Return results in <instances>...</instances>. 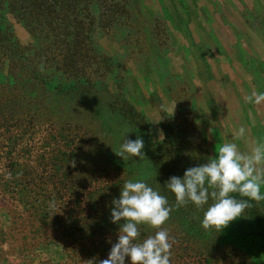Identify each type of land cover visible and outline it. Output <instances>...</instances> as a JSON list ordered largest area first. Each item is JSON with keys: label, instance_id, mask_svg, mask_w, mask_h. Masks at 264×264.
Here are the masks:
<instances>
[{"label": "rangeland", "instance_id": "obj_1", "mask_svg": "<svg viewBox=\"0 0 264 264\" xmlns=\"http://www.w3.org/2000/svg\"><path fill=\"white\" fill-rule=\"evenodd\" d=\"M1 1L20 11L18 18L8 13L20 38L29 39L32 24L54 36L65 65L77 71L84 64L102 66L107 91L98 96L125 99L144 115L143 128L155 141L163 137L162 120L173 134L195 137L206 158L190 157L186 167L214 158L226 141L247 151L264 140V0ZM97 52L105 53L103 63L95 61ZM0 83L11 87L13 80L0 73ZM241 126L244 138L237 135ZM130 127L122 125L121 142ZM50 154L32 163L29 181L66 180L58 156ZM6 170L1 158L0 177ZM74 189L66 184L60 194L27 196L0 190V264H83L69 258L60 234L73 213ZM258 205L264 210V200Z\"/></svg>", "mask_w": 264, "mask_h": 264}, {"label": "trees", "instance_id": "obj_2", "mask_svg": "<svg viewBox=\"0 0 264 264\" xmlns=\"http://www.w3.org/2000/svg\"><path fill=\"white\" fill-rule=\"evenodd\" d=\"M14 9L0 0V73L13 80L11 87L0 83L4 94L0 99V159L7 160L0 190L19 196L24 192L26 196L31 192L60 194L66 184L75 185L73 213L64 219L60 234L65 235L69 258L98 264L107 258L118 234L119 224L110 220L112 199L118 197L126 179H144L159 188L172 206L161 225L172 239L170 264H264V210L258 202H251L243 216L219 232L203 226V209L192 203L175 206L167 179L182 175L190 157L206 158L199 141L183 130L173 134L163 120L159 127L163 137L155 141L143 128L144 115L125 99L98 96L99 91H107L102 66L84 64L77 71L65 65L57 59L54 36L41 34L32 24L27 30L29 39L20 38L8 16L11 12L20 16ZM92 55L103 63L104 52ZM124 123L132 126L127 132L130 139L142 136L144 157L116 154ZM48 153L50 158L58 156L66 180L53 179L52 185L40 178L29 181L32 163L39 164ZM84 155L88 160L80 161ZM79 162L82 167L77 166ZM139 227L140 239L156 231L149 225ZM125 264H129L127 258Z\"/></svg>", "mask_w": 264, "mask_h": 264}, {"label": "clouds", "instance_id": "obj_3", "mask_svg": "<svg viewBox=\"0 0 264 264\" xmlns=\"http://www.w3.org/2000/svg\"><path fill=\"white\" fill-rule=\"evenodd\" d=\"M125 133L116 154L122 158L126 154L144 157L143 139L139 136L129 139ZM237 135L244 138L245 127H239ZM262 187L264 140L254 142L247 151H242L235 142L226 141L218 146L214 158L186 168L180 176H170L166 184L174 194L175 206L192 203L203 209V226L214 227L217 232L243 216L251 202L264 200ZM111 204L110 220L119 224L118 234L107 258L98 264H125L126 258L129 264H170L172 239L167 229L161 227L172 211L167 196L144 179L129 178ZM50 207H55L54 202ZM140 225H149L156 231L140 239ZM89 261L94 264V260Z\"/></svg>", "mask_w": 264, "mask_h": 264}]
</instances>
